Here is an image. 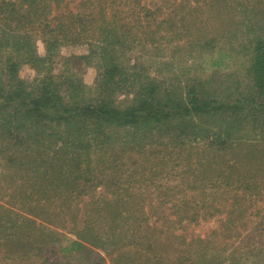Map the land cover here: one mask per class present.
<instances>
[{
  "label": "trees",
  "instance_id": "obj_1",
  "mask_svg": "<svg viewBox=\"0 0 264 264\" xmlns=\"http://www.w3.org/2000/svg\"><path fill=\"white\" fill-rule=\"evenodd\" d=\"M63 1L0 0V159L6 163L0 192H14L10 198L20 199V205H49L40 179L52 176V162L40 156L26 164L23 155L33 149L41 154L51 149L53 159L81 168L84 161L89 166L94 152L106 153L119 142L143 147L155 139L164 146V139L172 143V137L205 141L206 148L216 149L217 161L229 155L237 164L253 163L255 171H264V0L180 1L181 18H156L154 28L149 25L152 13L143 18L142 11H150L143 6L131 12L128 21L118 8L109 7L114 0H80L76 10ZM202 1L209 2L206 9ZM38 41L44 54L38 51ZM139 43L148 64L130 55ZM78 44H86L88 53L63 58L65 68L54 76L61 48ZM170 46L171 58L165 60ZM184 54L179 57H186V64L179 67L176 57ZM206 54L212 55L216 68L207 79L192 73ZM77 59L99 70L96 88L70 71ZM228 62L238 70L221 78L217 70ZM23 67L34 72L30 81L19 76ZM87 166L88 173L93 171ZM58 175L61 167L53 169L48 183ZM1 208L8 217L10 211ZM95 235L91 225L82 230L83 241H70L62 250H88L85 242L98 245ZM5 236L6 242L0 243L2 264H70L45 259L36 240ZM101 243L104 249L105 240ZM86 262L106 264L92 253Z\"/></svg>",
  "mask_w": 264,
  "mask_h": 264
},
{
  "label": "rangeland",
  "instance_id": "obj_2",
  "mask_svg": "<svg viewBox=\"0 0 264 264\" xmlns=\"http://www.w3.org/2000/svg\"><path fill=\"white\" fill-rule=\"evenodd\" d=\"M79 1L64 0L63 6L76 10ZM180 1L184 0H114L109 7L118 8L128 21L138 6L149 8L142 15L146 18L152 13L149 25L154 28L156 18L169 14L181 18L183 12L177 10ZM189 3L194 4L195 0ZM202 3L206 9L209 2ZM37 44L39 53L44 54L42 42ZM137 46L130 52L132 59L138 56L148 64L143 43ZM172 49L170 46L164 53L165 60L171 58ZM87 53L86 44L62 47L53 66L54 76H60L65 68L63 58ZM179 56L186 54L176 57L179 67H184L182 59L186 57ZM211 56L206 54L198 61L196 72L192 73L209 78L216 71ZM227 64L228 67L224 65L217 70L221 78L238 70L235 63ZM71 70L86 86L96 88L99 79L96 67L77 59L71 62ZM152 73L156 74L155 70ZM34 75L27 67L19 73L25 81ZM172 139L175 140L170 143L165 138L168 145L164 146L154 143L155 139L143 147L119 142L106 153L94 152L89 166L84 161L81 168L76 162L53 159L56 154L51 149H42L43 154L37 149L24 154L26 164L40 156L52 162L49 163L52 176L40 179L49 189L44 192L48 194L49 205L24 201L20 205V199L10 198L14 192L8 196L0 192V204L10 211L7 217L0 209V243L6 242L5 234L21 242L30 238L40 243L48 261L70 264H87L86 258L91 253L104 258L106 264H114L116 260L143 264L161 260L164 264H227L234 259L237 264H264V171H255L253 163L237 164L229 155L226 161L224 158L217 161L216 149L206 148L205 141L200 144L187 143L184 138ZM4 164L0 159V173ZM86 166L93 171L88 173ZM58 167L62 168V175L56 176L54 183H48L53 169L58 171ZM23 170L27 172L26 168ZM73 178L75 183L71 181ZM69 182L72 184L67 187ZM38 192L41 193L40 187ZM91 225L97 235L92 239L98 245L84 241L88 250H62L70 241H83L80 234ZM101 239L106 242L104 249Z\"/></svg>",
  "mask_w": 264,
  "mask_h": 264
}]
</instances>
